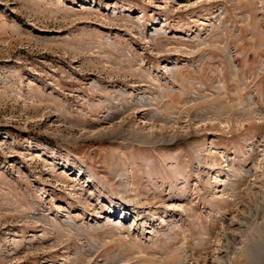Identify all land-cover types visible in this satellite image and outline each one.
Masks as SVG:
<instances>
[{"label":"rangeland","instance_id":"obj_1","mask_svg":"<svg viewBox=\"0 0 264 264\" xmlns=\"http://www.w3.org/2000/svg\"><path fill=\"white\" fill-rule=\"evenodd\" d=\"M0 264H264V0H0Z\"/></svg>","mask_w":264,"mask_h":264}]
</instances>
